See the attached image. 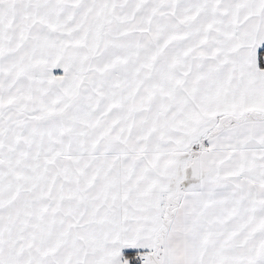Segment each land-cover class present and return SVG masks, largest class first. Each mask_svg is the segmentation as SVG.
Listing matches in <instances>:
<instances>
[{
	"label": "snow or ice",
	"instance_id": "1",
	"mask_svg": "<svg viewBox=\"0 0 264 264\" xmlns=\"http://www.w3.org/2000/svg\"><path fill=\"white\" fill-rule=\"evenodd\" d=\"M0 264H264V0H0Z\"/></svg>",
	"mask_w": 264,
	"mask_h": 264
}]
</instances>
